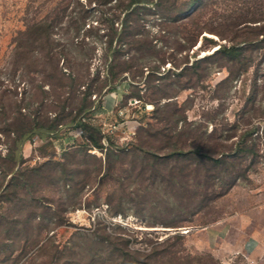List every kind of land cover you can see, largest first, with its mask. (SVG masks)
Listing matches in <instances>:
<instances>
[{"label":"rangeland","instance_id":"rangeland-1","mask_svg":"<svg viewBox=\"0 0 264 264\" xmlns=\"http://www.w3.org/2000/svg\"><path fill=\"white\" fill-rule=\"evenodd\" d=\"M154 1L135 35L152 45L124 47L118 61L128 67L115 90L91 96L100 105L89 120L125 155L108 168L104 150L77 152L87 140L81 128L64 126L59 137L26 141L19 167L39 170L27 187L10 193L12 202L0 201V264H264V242L250 246L252 233L264 230V42L245 53L244 71L223 58L185 68L232 37H254L253 26L264 25V0H200L191 15L190 0ZM117 3L0 0V161L7 151L4 123L17 105L37 109L45 96L42 110L50 111L57 92L68 94L47 81L57 61L62 71L100 85L112 58L105 47ZM171 6L184 11L161 17ZM28 39L24 59L15 50ZM181 114L187 124L175 122ZM179 131L184 143L227 148L244 136L256 147L223 164L191 157L154 164L135 146L140 139L162 151ZM101 142L108 145L105 136ZM33 210L44 218L36 216L27 229L19 221L12 227Z\"/></svg>","mask_w":264,"mask_h":264},{"label":"trees","instance_id":"trees-1","mask_svg":"<svg viewBox=\"0 0 264 264\" xmlns=\"http://www.w3.org/2000/svg\"><path fill=\"white\" fill-rule=\"evenodd\" d=\"M199 1L200 0H190V3L185 8V11L189 8H193L192 11L188 13L191 15L192 12L199 8ZM103 2L108 3L112 2V0H103ZM116 2H118L117 8L120 13L115 17L110 18L108 32L110 39L107 41V46L105 47L107 56L112 58L105 66V77L99 81L98 84L100 85L94 87L93 84H90L87 81L88 79H84V77H74L70 72L66 73L62 71L57 61L54 68L56 70L48 76L49 80L47 81L54 89L63 90L66 87L69 88L70 90H67L68 94L64 95L63 92H57L54 99L55 108L50 111L42 110V106H45V102L48 98L45 96L39 101V103L37 102V109H31L29 106L30 103H26L27 108L23 111L22 106L17 105L16 114L5 120L3 133L5 136L4 142L6 144L7 151L5 156L0 161V171L2 173L0 188L3 186L6 177L9 174H11V176L9 181L5 184L2 192H0L1 202H12L13 198L10 195H16L19 188L27 187L29 181H31V179L38 174L39 167H27L25 169L19 167V165L23 164L25 161L22 150L23 145L35 135H38L41 138L45 136L59 137L61 128L64 126L81 128L84 133H86L87 140L84 144L80 145V149H78L77 152L87 151L90 148L104 150L106 167L111 163L112 158H121L125 155L124 150L111 140V136H109V134H103L101 127L93 124V122L89 120L88 114L91 109L100 105L95 104V99H92L91 96L93 94H96L97 96L98 93L105 87H107L105 93L115 90L116 84L114 81L119 80L121 77L120 73L127 71L128 67L126 62L118 61L119 55L125 50L124 47L130 46L131 49L135 51H141L145 44L152 45V41L150 39H142L141 36L139 37L135 35L141 34V28L144 27V23L146 22L143 17V9L154 6V3L156 2L154 0H116ZM174 8L175 7L172 6L168 7L167 11L161 14V17H170L172 15L171 13H174V11L176 12V8ZM182 11L184 10L178 9L176 13ZM122 14H124V16L120 21L121 27H119L115 23ZM256 21L259 20H255V22ZM131 28H134L132 33L133 36L130 32ZM253 28L257 30L254 37H243L240 39L232 37L229 40L230 43H221L211 54H208L203 58L196 59L191 65H186L185 68L195 69L197 66H200V64L208 63L214 58H223L234 64L240 65V69H243L244 71L248 66L249 60L246 58L245 53L249 50H253L254 48H260L264 42V25H262V23L256 24ZM259 35L262 36L259 37ZM115 38L119 42L117 46L113 45ZM206 39L212 40L209 37H206ZM28 40L29 41L26 42L24 48L21 49V46H18L19 50H15V54L17 56L27 59L28 56L25 54L30 52V46L32 45L30 42L32 40ZM196 42L197 39L193 45L196 44ZM152 69L158 71V66ZM229 71V75L231 76L233 74V69L230 68ZM168 72L169 74H175L171 70ZM53 78H56V80H52ZM83 85H86L85 88L80 90L78 94L80 86ZM43 91L47 93L46 90ZM170 104V101L165 102L166 106ZM175 122L187 124L186 114H181V116L179 115L176 117ZM181 128H183V124ZM152 129L153 127L150 125L146 128V131ZM252 132H254V130L250 129L248 132H245L244 136L252 134ZM181 134V131H179L178 137H175V140L172 139L162 145L160 147L162 151L156 150L151 144L146 145L145 142H142L140 139L137 140L138 142L135 146L144 154L149 155L154 164L158 163L160 160L164 161L174 159L179 161L188 157L195 158L196 161L201 163L205 160H211L214 164H223L228 159H244L245 155L253 152L256 147V143L248 140L244 136H242L241 140L233 142L227 148H223L221 144L220 146H210L209 144H205L203 142L195 143L192 141L190 143H184L179 140ZM103 136L107 138L108 145H104L101 142V138ZM115 147L122 150H116ZM17 166L18 169L15 170ZM231 185L232 184H230L229 187ZM36 216L41 219L43 215L42 213L40 214L39 212H35L33 210L31 211L30 216H25L24 218L20 217L19 219L13 221V223L11 222L13 224L12 227H16V222L19 221L22 222V224H24L23 227L27 229L26 226L31 224ZM42 218H44V216ZM9 223L10 222L8 221V224ZM7 226V229L9 230L10 227L9 225ZM7 229V238L9 239L10 231ZM24 239L27 241L28 236L25 235ZM37 244L38 241L34 243V245ZM123 255H126V253H123ZM127 255H129V253Z\"/></svg>","mask_w":264,"mask_h":264},{"label":"crops","instance_id":"crops-1","mask_svg":"<svg viewBox=\"0 0 264 264\" xmlns=\"http://www.w3.org/2000/svg\"><path fill=\"white\" fill-rule=\"evenodd\" d=\"M250 246L253 249L260 248L263 242H264V230L260 232H254L252 233L251 241H250Z\"/></svg>","mask_w":264,"mask_h":264}]
</instances>
